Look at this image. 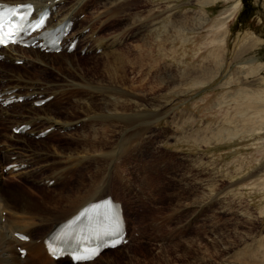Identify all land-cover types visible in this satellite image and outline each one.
<instances>
[{"label": "rangeland", "instance_id": "rangeland-1", "mask_svg": "<svg viewBox=\"0 0 264 264\" xmlns=\"http://www.w3.org/2000/svg\"><path fill=\"white\" fill-rule=\"evenodd\" d=\"M97 2L91 6L95 8ZM162 9L167 12H161L153 22L158 28L153 51L139 56L142 43L131 44L144 33L147 23L126 32V44L118 48L128 47L116 56L132 60L125 68L108 66L107 60L114 56L104 58L103 49L82 54L83 44L72 55L43 58L47 66L33 63L32 55H43L39 51H11L24 63L4 61L0 69L14 76L19 73L29 83L37 82L36 90L44 91L43 97L54 93L57 98L47 112L56 119L78 121L71 130L59 126L45 143L37 144L33 135L26 141L13 137L12 124L0 108V122L5 121L0 126V154L9 157L1 166L17 157L30 159L31 168L37 169L28 181L21 179L25 177L21 172L14 179L9 178L12 175L4 178L35 194L34 201L42 211L60 215L68 196L86 187L82 172L67 169L71 164L68 154L84 150L82 134L93 136V129H109L113 112L103 105L110 98L102 90L118 89L130 95L126 99H134L123 105L124 110L150 116V120L139 123L138 129L135 125L112 127V141L98 145L106 151H122L118 159L99 163L101 171L94 165L93 180L97 177V184L102 179V189L110 177L112 187L106 193L125 207L130 242L120 252H107L96 264H264V122L239 114L234 96L247 87L264 88L259 81L264 71L251 76V66L247 67L251 59L254 67L264 66V0H138L124 8L127 15L110 19L113 25L101 35H117L127 20ZM120 12L118 9V15ZM87 17L81 15L77 30L89 23ZM203 19L208 20L198 28ZM248 45L254 49L238 58ZM240 72L244 75L240 74L242 80L237 83ZM168 75L171 83L165 80ZM8 83L0 81V87ZM29 83L27 87L33 85ZM26 91L23 88L21 94ZM111 96L120 99L114 93ZM29 107L34 108L27 103L10 111L14 119L25 121ZM44 123L40 122L41 130L47 127ZM5 143L12 145L11 150L5 149ZM53 174L60 176L54 192L44 196L35 191L43 177ZM7 180L1 181L4 187L10 186ZM13 203L21 206L28 202ZM243 233L250 235L244 241L240 239Z\"/></svg>", "mask_w": 264, "mask_h": 264}, {"label": "bare ground", "instance_id": "bare-ground-1", "mask_svg": "<svg viewBox=\"0 0 264 264\" xmlns=\"http://www.w3.org/2000/svg\"><path fill=\"white\" fill-rule=\"evenodd\" d=\"M97 1L98 0H45L44 2L39 1L36 3L32 0H0V2H7L9 4H23L26 2H32V3H34L36 5H40V6H44V5L48 4L49 2H52L53 3L52 5H56L59 8L57 15L60 14V16H61V19H59L60 22H62L67 17H72L73 19L76 18L75 28L80 26V21H81L80 16L85 15V17H87L86 14H89L90 16L87 17L89 23L86 26H83L80 30H77L74 28L73 32L71 33V36L72 37H80L81 41L79 43V46H81V44L84 45L83 49H87L86 54L88 52H97L98 50L103 49L104 51H103L102 56L104 58H110V57L114 56V58H112V60H110V59L107 60L108 63H106V64L108 66L110 65V67H113L115 69L125 68V67H127V65H131L132 60H130L129 58L124 57V56H121V57H116V56L120 55V52L123 49L128 47V45L125 46L126 40L128 39L127 35H125L126 32L128 30H133V29L139 27L141 25V23H147L148 25L144 28L141 27L142 30L144 31V33L142 35H140L138 39L134 40V42H132L131 44L142 43V46L140 47V49L138 51L139 56H141L142 53H146L145 51L151 52L154 50V46H156L155 42H156V35H157L158 28H156L157 26L153 22L155 19H157L160 16L159 14L161 12L163 13V12H167V11L162 9L161 11L153 13V10H151V11H149V13L145 17L144 16L143 17L142 16H136L135 18H131L130 20H127V23L121 28L120 33H118L117 35L102 37L101 34L103 32H105L106 30H109L111 28V25H113V23H111V22L109 23L110 19L114 20L115 18H118L119 16H120V18H122L125 15H127V12L123 11L124 8L127 5H132V4L137 3L138 0H104V1L99 0L98 2ZM94 2H97L95 8L93 6H91L92 3H94ZM90 9H92V10L94 9V10H93V12L88 13V11ZM118 9H121V12L119 15H118ZM153 9L155 10L156 8H153ZM168 12H169V10H168ZM112 13L115 15H113V17L111 18L109 15H111ZM137 15H140V14H137ZM207 20L206 19L201 20L198 23L197 27L198 28L202 27L207 22ZM155 23H156V21H155ZM183 23H185V22H183ZM89 27H91V28H89ZM88 28L90 29V32L87 35H85L86 32L84 33V30H86ZM141 28L137 29V32L140 31ZM180 30H181V28H180ZM188 30H189V27L186 29H182V32L186 33ZM95 34H99V35L94 39ZM131 37H132L131 39L135 38V36H131ZM247 37L248 36H246V39L249 40ZM123 42H125L124 47L121 49L118 48V46L122 45ZM129 46H131V45H129ZM108 47L111 48L112 51L107 52ZM119 47H121V46H119ZM253 47H254V45H248V46L242 48V50H240V52L238 54V58L243 53H248V52L250 53L254 49ZM12 50H15L14 52H29L32 54L35 53L34 50H32V49L28 50V49H21V48H16V47L15 48L14 47H8L7 49L2 50L1 53L3 55H5V57H6L5 60L6 61H13L14 63L16 61L22 60V59H20L18 55L14 56L16 54L13 55V52L11 53ZM65 55L66 54H62V53L58 54V55H50V54L40 55V54L35 53V55H32V56L34 57V60H35V62H33L35 64V66L41 65L43 63L47 66L48 64L42 60L43 58H52V57L58 58V57H63ZM86 58L87 57H85L83 60H85ZM247 64H249L247 67L251 66V68H250L251 71L250 70H248L249 72L247 71L248 75L254 76V75H258L259 71H260V73H261V71H264V66L258 65L257 67H254L255 66L254 65L255 64L254 59L247 61ZM0 65H1V62H0ZM9 74L10 73L5 72L4 69H3V71L0 69V81H3V80L10 81V83H8L9 84L8 86L5 85L6 87H0V93H3L5 91L14 90V89H19L20 92L15 93L17 97L28 96V95H37L38 96V95L43 94L44 91L40 92L38 90L39 91L38 92L36 90L37 86H39L37 84V82L30 81V83L32 82L33 85L32 86L30 85V87H27L26 84L29 83V80H26L21 75H18L19 73H17V76L16 75L14 76L13 75L14 73L12 75L10 74L11 77L9 76ZM240 74L244 75L241 72L237 73V76H236L237 81H235L237 83L240 82V79L242 80V77ZM124 77H123V79H124ZM160 80H161V78H160ZM165 80L167 83L172 82L171 76H169V75H168L167 79H165ZM259 81L264 85V78H262V80H259ZM123 82H124V80H123ZM6 83H7V81H6ZM249 85H251V84H249ZM23 88L28 89V91H26L27 93L25 92L26 94L25 93L21 94V90H23ZM247 88L246 89L244 88V90L240 89L239 91L235 92L234 96L236 97L237 111H239V114H241L242 116H246L247 120L258 121V119H259L261 122H264V88L259 89V90H257V89L248 90ZM253 88H254V86H253ZM102 91H104L103 94L107 95V98L108 97L110 98L108 101L104 100L103 105L106 107L107 112H110V113L113 112L112 118L109 119V121L111 122L109 124L110 125L109 129H111L112 127L113 128H118V127H121V128L128 127L129 128L130 126H134V125H135L136 129H138L139 123L148 124V121L150 120V116H147V117L141 116L140 113H136L135 111H134V113H128L129 110H126V108L124 110L123 105H127L128 103H132V100H134V99H132V100L129 99V97L126 99L127 95L130 96L129 94H126L127 92H123V91L118 90V89H116V91L114 89L102 90ZM112 93L118 95L120 99H117V97L114 98L113 96L110 97V95ZM52 94H54V93L49 94V96H52ZM122 96H123V98H122ZM45 98H47V97L45 96L42 99H45ZM55 98H57V97L55 96L54 99ZM36 100H38V98L34 99L33 101L30 102V104L34 108L30 109L31 107H29L28 114H27L28 119L25 121H17L16 119H14L15 114L12 113L10 110H11V108H15L17 106L25 105L28 102H23L22 104H15V105H12L8 108L0 107L2 109L3 115H6L9 118L7 122L12 124L11 134L16 139H19V140L22 139V140L26 141L27 140L26 137H28V138L30 137V133H27L26 135H15L12 133V129L14 127L21 126L24 124L31 125L32 126L31 132L32 133L34 132L35 135H39L41 132H43L49 128H54V132H56L57 129L59 131V128H58L59 126H61L60 129L63 131L64 130H71V129H69V128H71L70 126L73 127L75 124H77L75 122H77L78 120L75 122H65L63 120L56 119V116H53V114H51V112H47V111H49V110H47V108L51 105V103L46 104L45 106L40 107V108L35 107L34 101H36ZM239 106H241V108H239ZM261 111L263 113H261ZM39 113H42V114H39ZM248 116H249V118H248ZM156 118H158V116ZM2 122H0V126L5 125V121H4V123H2ZM40 122L47 123L46 124L47 127L40 130L39 129L41 126ZM45 123L43 126H45ZM109 129H105L103 131L98 130V129H93V133H95V135H93V136L92 135H86L85 133L82 134L81 138L85 143L84 150L80 151L78 153H69L68 154V156H69L68 159H69V161H71V164L68 165V168L67 167L66 168L67 169H73L74 168V169L78 170L79 173L82 172L81 176H85L86 187H85V189L83 188V190L79 189L80 191H78L76 194L74 193L75 194L74 196H68V199L65 203L67 206L60 209L61 210L60 215H58L56 213H49V212L46 213V212L42 211L40 209V206L37 204V202L34 201L35 194H33V193L31 194V192L29 193V191H28L27 192L28 196L26 197V195H27L26 191L27 190L24 189V187H19L14 182H8V180L6 178H4L7 176V174L4 173L5 167L10 165V164H13V163H19L20 165H27L28 166V168L25 171L21 172V176H25L21 179L23 181L24 180L28 181V178H32L33 176H35L36 171H37V169L33 170L34 168L33 169L31 168L33 165V162L30 159H19V158H17L16 162H13V161H15V160H13L10 164H8L6 166H1V162H3L2 160L4 158L6 159L9 157L6 156L7 153L4 154V156H2L0 154V264H70L67 260L58 261V262L51 260L46 253V249L43 245V240H44L45 236L48 234V232H50L52 229H54L58 224L66 221L71 216L76 214L79 211V209L82 208L83 206H85L86 204L108 197V193H106V191L109 189V187L112 184V183L110 184V177L109 176L106 177V181L101 185V187L103 186L101 189L99 184L102 181V179L100 181H98L97 184H95V182L97 181L95 179L97 177L94 178V180H95V182H94L93 176H96V174L94 173L95 169L92 167H95L94 165L97 166L101 162L104 163V162H106V160L108 162L109 160L113 161L115 158L118 159L119 154H121V152H122V151H120V153H119V152H113V151H106L105 149H103V147L98 146L99 143L107 144V143H110L112 141L110 138L111 130H109ZM135 131H138V130H135ZM64 135H69V134H64ZM50 137H52V136H48L44 139H38V140H36L34 138L35 140H32V141L36 142L37 144H41V143H45L46 140H48ZM9 139H11V138H9ZM0 141H1V139H0ZM5 147H6L5 149L8 150L9 148L12 147V145L5 143ZM9 150H11V149H9ZM46 152H48V151H46ZM55 153L60 154L59 152H55ZM10 154H14V152H11ZM44 155L48 156V154H46V153ZM41 157H43V156H41ZM10 158H12V157H10ZM44 159H46V158H44ZM38 166H39V164H38ZM35 168H37V166ZM100 168L101 167L98 165L97 171H101ZM9 174H12V173H9ZM16 176H18V175H12L9 178L14 179V177H16ZM58 177H60V176H58L57 174L56 175L53 174V175L48 176L46 178L43 177V179L37 183L36 187H38V188L35 189V191L44 194V196L48 192H54V190H56V188H58V185H60ZM87 177H90V179L88 181H87V179H88ZM119 178H120L119 181L122 182L121 177H119ZM61 179H63V178H61ZM3 180H7L6 182L10 186L4 187L1 183V181L3 182ZM90 180H92V181H90ZM23 181H17L16 183L18 184V182H22L21 184H24L25 182H23ZM51 181H54L55 183L52 187H48L46 184H48ZM115 184H118V181H116ZM4 192L6 193L5 195H4ZM18 201H21V202L27 201L28 203L25 205L22 204L21 206H15V204L13 202H16V204H17ZM124 209H125V207H124ZM125 215H126V212H125ZM255 218L258 219L259 217L258 218L255 217ZM16 233H26L30 237V240L28 242H21L20 239L16 238V236H15ZM243 234H244L243 237L240 238L242 241H244L245 239H248L250 236L249 234L248 235H246L245 233H243ZM18 247H22V248H25L27 250V255L24 259H21L20 253L18 252ZM123 247H125V246H123ZM123 247L117 248L115 250H108V251L104 252L102 255H100V257L97 258L95 261L90 262V263H85V264H96L104 255H106L107 252H110V253L120 252L123 249ZM260 248H262L261 245H260Z\"/></svg>", "mask_w": 264, "mask_h": 264}, {"label": "snow or ice", "instance_id": "snow-or-ice-1", "mask_svg": "<svg viewBox=\"0 0 264 264\" xmlns=\"http://www.w3.org/2000/svg\"><path fill=\"white\" fill-rule=\"evenodd\" d=\"M24 8L27 11L21 12L19 9ZM32 6L30 4H22L15 8H6L3 5H0V45H6L7 43H18L19 41L15 39V37L21 33L22 31L27 29L36 30L41 28L45 20L43 18L36 20L35 23H28L25 25V21L28 16L31 14ZM55 43V41H54ZM110 213V218L115 220V213L113 211V206L110 202H106L103 206ZM24 239V237H21ZM66 240V235H61L54 238L55 242H64ZM121 241L116 240L113 242L111 246L115 247L116 244ZM49 249L52 253H58L61 251L59 247L53 246V244L49 245ZM98 254V249H91L90 254L86 256L77 255L74 258L76 260H84V259H92L94 255Z\"/></svg>", "mask_w": 264, "mask_h": 264}]
</instances>
